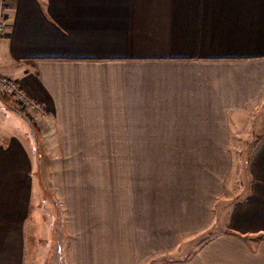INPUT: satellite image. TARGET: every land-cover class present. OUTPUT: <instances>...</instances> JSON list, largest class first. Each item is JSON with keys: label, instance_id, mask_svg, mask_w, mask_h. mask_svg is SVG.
Returning <instances> with one entry per match:
<instances>
[{"label": "crops", "instance_id": "obj_1", "mask_svg": "<svg viewBox=\"0 0 264 264\" xmlns=\"http://www.w3.org/2000/svg\"><path fill=\"white\" fill-rule=\"evenodd\" d=\"M6 14L0 76L18 90L6 106L26 120L9 106L23 104L37 130L26 120L24 140L0 108V264H36L45 240L44 146L118 161L54 184L67 264H158L194 236L171 264H264V0H6ZM243 158L245 196L219 217Z\"/></svg>", "mask_w": 264, "mask_h": 264}, {"label": "rangeland", "instance_id": "obj_2", "mask_svg": "<svg viewBox=\"0 0 264 264\" xmlns=\"http://www.w3.org/2000/svg\"><path fill=\"white\" fill-rule=\"evenodd\" d=\"M0 77L1 80H5L3 76ZM10 102L11 99L0 100V108H5V106ZM3 111L4 113H2L1 118H3L4 114H6V120L4 122L10 127L13 126V128L16 129V133L24 138V140L27 141L30 139L31 137H28L32 132L29 123H27V121L21 118L18 114L14 113L10 108H8V106H6V109H3ZM1 121H3V119H1ZM41 147H43V145H41ZM38 154L41 156V158H38L36 163L37 167H39L36 177L41 179L46 190V192L42 194L43 198L40 201L41 205H39L38 211V216L41 220L39 224L40 233L41 229L43 228L45 236L42 237L45 240L43 241L40 239L41 241L39 243L35 242V253L30 255V260L34 261L36 264H41L43 262L46 264H67L65 256L67 236L64 232V218L62 215L63 211L56 203V199L53 198L55 188L54 184L55 182L65 183L68 179V172L70 168L74 169L75 167L79 166H89V168L93 169L94 171V169L98 167H103L106 165H118V161L52 159L48 157L45 146L41 149V152L39 151ZM176 162H181V160H158L159 172L165 169V164H177ZM231 165V171L224 180V196L217 204L216 212L219 217L220 214L222 215L225 213V206L230 204L227 203L225 199H233L234 201H237L242 199L246 192L245 185H247L249 179V174L247 172V160L244 158L231 160ZM93 177L98 178L100 181L101 177L98 175ZM224 218L225 217H223L222 221H224ZM199 240L200 239L196 236L191 237L189 241H185L187 243H185L186 245L183 252L176 254L175 256L159 257L158 264H171L186 260L195 251Z\"/></svg>", "mask_w": 264, "mask_h": 264}, {"label": "built area", "instance_id": "obj_3", "mask_svg": "<svg viewBox=\"0 0 264 264\" xmlns=\"http://www.w3.org/2000/svg\"><path fill=\"white\" fill-rule=\"evenodd\" d=\"M6 15H7L6 14V0H0V37L4 34V32L6 31L8 27V19ZM0 88L4 92L10 93V94H14L18 91L14 82L10 80L6 81V79L1 80V77H0Z\"/></svg>", "mask_w": 264, "mask_h": 264}, {"label": "trees", "instance_id": "obj_4", "mask_svg": "<svg viewBox=\"0 0 264 264\" xmlns=\"http://www.w3.org/2000/svg\"><path fill=\"white\" fill-rule=\"evenodd\" d=\"M13 96H14L13 94L6 93L0 88L1 99L8 100V99H12ZM9 106L13 107L19 114H23L24 118L31 124L33 130L36 132L37 130L36 124L33 122L32 118L28 114H26V109L23 106V104L14 102V105H9Z\"/></svg>", "mask_w": 264, "mask_h": 264}]
</instances>
